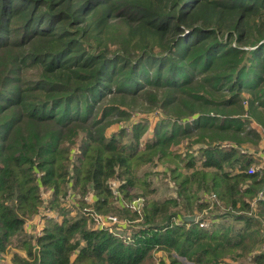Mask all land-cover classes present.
Wrapping results in <instances>:
<instances>
[{
    "label": "trees",
    "instance_id": "obj_1",
    "mask_svg": "<svg viewBox=\"0 0 264 264\" xmlns=\"http://www.w3.org/2000/svg\"><path fill=\"white\" fill-rule=\"evenodd\" d=\"M263 158L264 0H0V264H264Z\"/></svg>",
    "mask_w": 264,
    "mask_h": 264
},
{
    "label": "rangeland",
    "instance_id": "obj_2",
    "mask_svg": "<svg viewBox=\"0 0 264 264\" xmlns=\"http://www.w3.org/2000/svg\"><path fill=\"white\" fill-rule=\"evenodd\" d=\"M247 99H248V96H247L246 93H244L243 94V105H244L245 109L247 108V105H248ZM105 102L106 101H104L103 103H105ZM101 107H102V105H101ZM256 110L257 111H261L262 108L261 107H258V108H256ZM112 117H120V116H118L117 114H115V116H112ZM132 117H134L133 118V121H135V122L140 117L141 118H148V120H149V128L142 135V137L140 139L141 142H144L145 140L151 138V136H152L151 135V130H152V128H153V126H154V124H155V122L157 120L156 117H164V116H162V115L155 116V114L154 115L145 114V113L140 112V110H137V112H135V113L132 114ZM242 117H251V116L249 114H245ZM252 117H256V116L255 115H252ZM251 125L256 130H260L261 131L263 129V128H261V126H259L258 124H256L254 121L252 122ZM151 182H152L153 186L157 187V190H156V193H155L156 198L161 199V198L166 197V196L170 195L171 193H173V192H171V189L168 187L167 183L165 181H163V178H161V174H159V173L158 174H153L152 181ZM43 195H44L45 199L48 197L46 193H44ZM29 224L31 226L33 225L35 227V230L39 231L41 229L42 225H43V221L40 220V218L35 217L31 221H29ZM180 260L184 264H190L189 262H186L184 259H181L180 258Z\"/></svg>",
    "mask_w": 264,
    "mask_h": 264
},
{
    "label": "built area",
    "instance_id": "obj_3",
    "mask_svg": "<svg viewBox=\"0 0 264 264\" xmlns=\"http://www.w3.org/2000/svg\"><path fill=\"white\" fill-rule=\"evenodd\" d=\"M262 167L264 168V158L260 165L258 166L253 165L252 167H250L249 173H254L255 171L259 170ZM115 186H116V183H113L112 189H113V192L116 194ZM88 201L92 202L91 197L88 198ZM142 206H143V200L141 198H137L130 203V208L136 211H139L142 208ZM87 210H90V208H88ZM93 219H94L96 227H99V228L112 227L113 225H117V226L125 225L123 221H119L117 217L111 216V215H107V216L93 215ZM200 226H205V223H200Z\"/></svg>",
    "mask_w": 264,
    "mask_h": 264
},
{
    "label": "water",
    "instance_id": "obj_4",
    "mask_svg": "<svg viewBox=\"0 0 264 264\" xmlns=\"http://www.w3.org/2000/svg\"><path fill=\"white\" fill-rule=\"evenodd\" d=\"M184 219L187 221H194L195 217L194 216H186V217H184Z\"/></svg>",
    "mask_w": 264,
    "mask_h": 264
}]
</instances>
